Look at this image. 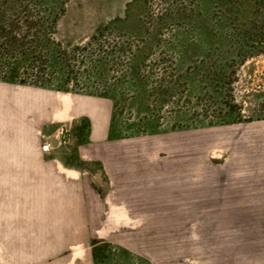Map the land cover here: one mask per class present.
Returning a JSON list of instances; mask_svg holds the SVG:
<instances>
[{"label":"rangeland","instance_id":"1","mask_svg":"<svg viewBox=\"0 0 264 264\" xmlns=\"http://www.w3.org/2000/svg\"><path fill=\"white\" fill-rule=\"evenodd\" d=\"M0 12L41 19L43 48L16 75L46 86L0 81V153L16 149L15 97L86 103L112 118L109 141L86 153V117L59 115L33 135L41 156L55 150L75 167L92 236L63 232L73 187L46 172L0 173V264H222L202 252L185 194L209 166L264 181V52H249L264 41V0H0ZM225 111L240 122L223 123ZM245 224L225 264H264V217Z\"/></svg>","mask_w":264,"mask_h":264},{"label":"crops","instance_id":"2","mask_svg":"<svg viewBox=\"0 0 264 264\" xmlns=\"http://www.w3.org/2000/svg\"><path fill=\"white\" fill-rule=\"evenodd\" d=\"M26 100L25 102L23 98L15 97L14 101L6 104L14 107V121H11L9 125L18 132L19 136H17L15 150L0 153V173L46 172L55 175V182L73 187L69 193L70 196L76 198L73 202L75 209H70L68 200L62 202L67 206V209H63L62 217L66 222L65 230L62 228L63 232L67 235L70 233L72 238L92 236L91 228H89L88 190L84 188L79 177L73 174L77 173L75 167L66 164L65 160L61 159V154L55 150L50 153L53 156L49 159L41 156L37 140L33 138V135L45 125L47 126L48 122L53 123L55 117L59 115L71 114L75 118L86 117L90 121V137L79 146V151L86 153L87 146L95 144L96 147L98 144L109 141L111 117L104 112L94 113L92 109L85 106L86 103L80 105L75 103L79 106L74 110L68 103L57 102L56 99L40 101L28 97ZM98 119L103 122L99 134L94 131ZM25 130L31 131L29 135L27 133V138H24ZM95 157L102 158L99 154ZM207 170L208 180L205 182L201 183L196 180L199 179V171L197 177L193 175L190 193H186L185 196H190L188 197L191 201L188 211L190 210L193 232L196 229L195 223H197L196 231L202 239L199 244L204 248L206 245L208 247V250L205 249L202 252L216 254L217 262L225 264L227 255L231 252L233 232L235 236H239V229L243 227V223L247 226V222H255L264 217V181H249L247 174L245 175L238 167L209 166ZM96 215L100 220H103L102 216L105 215L98 205ZM58 216L61 217L60 214ZM181 221H184L183 217ZM92 256L94 258L93 253ZM88 264H95V260Z\"/></svg>","mask_w":264,"mask_h":264},{"label":"trees","instance_id":"3","mask_svg":"<svg viewBox=\"0 0 264 264\" xmlns=\"http://www.w3.org/2000/svg\"><path fill=\"white\" fill-rule=\"evenodd\" d=\"M6 15H7L6 12H0V19L3 20L5 18L7 20V23L2 27L4 28V32H6V34L0 37V72L3 71L4 70L3 68L5 67L6 75L0 76V81L7 83H14V84H25V85L32 84L35 86L46 87L39 84H33L34 82L33 83L26 82L24 79L19 80L17 79L18 75H16L20 62L26 60V58L30 56L31 54L30 52L34 51V49L37 46H39L40 49L43 48V43L45 41V38H43L42 35L39 34L44 30L43 29L44 25L41 26L42 25L41 19L37 17H32L31 15H25L23 17H20L19 15L17 19L12 17L7 19ZM19 24H21L22 27L19 26ZM33 28L36 29V34H30ZM17 29L24 31L19 33L18 31H16ZM245 37H247V35H245ZM257 38H260L259 35ZM261 43L262 45L260 50L254 47L249 52L252 54L255 53L258 54L259 52L260 53L264 52V41L262 40ZM36 50L37 48L35 49V51ZM14 53H18L19 56L16 57L13 61H7V59H5V57H7L6 55L10 56L13 55ZM42 57H43L42 54L41 55L38 54L33 60L40 63ZM102 96L109 98V96L106 95H102ZM230 108H232V106H230L229 109ZM222 119H224L223 123L232 124V123L240 122L241 116L238 115L235 117L232 112L225 111L224 117H222ZM208 125H213V124H208ZM111 126H112V118H111ZM96 244L97 243L93 245ZM93 250H94L93 253L95 254L96 249ZM94 259H96V255L94 256Z\"/></svg>","mask_w":264,"mask_h":264}]
</instances>
